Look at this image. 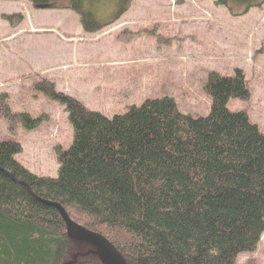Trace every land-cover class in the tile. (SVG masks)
Masks as SVG:
<instances>
[{
    "label": "trees",
    "instance_id": "trees-1",
    "mask_svg": "<svg viewBox=\"0 0 264 264\" xmlns=\"http://www.w3.org/2000/svg\"><path fill=\"white\" fill-rule=\"evenodd\" d=\"M35 10H69L88 34L112 25L132 0H25ZM264 0H215L233 16ZM10 26L20 16L6 17ZM36 89L64 107L72 143L57 148L55 178L37 177L0 141V264H101L95 250L71 240L61 211L105 238L126 264H235L264 232V134L229 99H249L240 70L208 74L205 117L181 113L174 100H146L106 118L56 92ZM0 94V118L32 131L47 116L12 112Z\"/></svg>",
    "mask_w": 264,
    "mask_h": 264
},
{
    "label": "rangeland",
    "instance_id": "rangeland-1",
    "mask_svg": "<svg viewBox=\"0 0 264 264\" xmlns=\"http://www.w3.org/2000/svg\"><path fill=\"white\" fill-rule=\"evenodd\" d=\"M10 16L20 23L10 26ZM235 70L249 99H229L226 107L264 134V2L233 16L215 0H132L118 21L88 34L72 11L0 0V94L12 112L48 118L32 131L0 118V141L20 145L14 159L29 173L55 178L56 150L71 145L72 128L64 107L36 89L42 80L106 118L163 97L198 118L209 112L208 74ZM235 264H264V232Z\"/></svg>",
    "mask_w": 264,
    "mask_h": 264
},
{
    "label": "water",
    "instance_id": "water-1",
    "mask_svg": "<svg viewBox=\"0 0 264 264\" xmlns=\"http://www.w3.org/2000/svg\"><path fill=\"white\" fill-rule=\"evenodd\" d=\"M67 236L78 243L91 246L101 264H126L115 248L102 236L90 232L73 222L63 211H61Z\"/></svg>",
    "mask_w": 264,
    "mask_h": 264
}]
</instances>
